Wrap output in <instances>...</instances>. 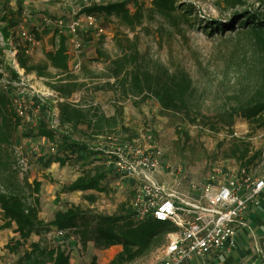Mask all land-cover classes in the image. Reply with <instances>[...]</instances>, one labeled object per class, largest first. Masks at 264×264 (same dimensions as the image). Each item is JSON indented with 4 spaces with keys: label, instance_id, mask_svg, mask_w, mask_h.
Instances as JSON below:
<instances>
[{
    "label": "rangeland",
    "instance_id": "1",
    "mask_svg": "<svg viewBox=\"0 0 264 264\" xmlns=\"http://www.w3.org/2000/svg\"><path fill=\"white\" fill-rule=\"evenodd\" d=\"M52 1L58 8L51 11H29L28 7H23L21 12L18 25L20 27L17 29L20 30L21 26L27 29L34 27L41 39L35 38L36 42L32 43L19 38L16 50L6 45L0 55V68L7 73L8 67H13V61H17L20 56L26 60L27 65L43 69L42 75L36 72L25 73L26 81L41 92L53 93L46 95V105L34 117L35 122H20L9 144H0L1 189L19 191L30 200L29 191L32 186L28 183L32 184L33 180L43 181L44 185L39 189V216L44 221L52 219L56 210L71 205L102 214L118 212L122 207L130 208L132 193L138 184L136 180L117 173L116 170L110 171L107 163L104 164L99 158L92 159L87 151L81 153L80 158L73 154V159L70 160V156H67L63 163L54 161L59 156V150H56L60 143L59 133H55L54 141L36 134L42 122L51 118L52 112L58 111L59 102L56 97H62L49 83L53 84L63 77L62 82L73 88V91L67 97H62V100L66 99L81 109L89 108L87 115L95 123L97 116L93 113L104 117L99 122L101 132L95 131L97 127L94 124L87 127L85 123L72 130L73 137L85 143L89 150L104 152L103 155L106 156L107 149L113 151L118 145H126L131 149L128 154L135 158L134 153L138 148L149 151L150 147H160L164 159L174 169L181 171L182 176L178 180L182 183L179 188L182 192L186 191L189 180H204L211 168L218 164L241 165L253 174H264V110L251 120L237 114L232 125L216 121L214 116H210L208 120L191 122L175 111L162 109L153 96L142 97L141 94L125 91L116 80L108 77L106 70L108 58L117 57L123 52L124 46L127 48L132 43L160 64H173L184 68L196 80L200 79L197 64L201 62V71L208 75L211 85L220 88L223 83L229 84L234 75L236 54H240L236 36V29L239 28L237 20L230 23L234 30H227L225 36H230L225 42L220 40L214 29L207 28L206 21L217 19L221 23H229L228 20H231L235 12L262 11L264 4H261V0H241L237 3L235 1V4L227 0H176V8L170 7L166 11H161L153 0H109L107 3L123 2L126 14L115 9L99 12L104 19L107 37L86 33L85 45L75 53L71 50L69 54L67 73H62L48 64L44 53L54 48L50 30L42 27L41 20L32 22L36 15L65 18L61 13V5H68V2ZM183 4L189 5V11L181 13ZM77 8L78 6H73V10L76 11ZM235 50L237 53H234ZM262 59L264 70V55ZM76 63H79L78 68L74 67ZM106 81L113 83L111 88L105 85ZM211 114L213 112L208 115ZM57 127L56 125L52 129ZM50 144L55 147V151L50 150ZM245 148H248V153L240 157V151ZM253 153L256 156L249 162L246 157ZM21 157L26 161L24 168L18 163ZM112 168L115 169L114 165ZM96 169L106 172L100 182V190L62 189L79 175L93 174ZM156 179L158 182H169L170 185L172 183L169 176L157 175ZM154 222L163 224L161 221ZM53 236L51 230L41 235L32 234L29 241L41 240L43 244L51 246L54 245ZM17 237L13 223L0 229V264H16L22 250L27 248L28 244H19L17 253L6 248V243L13 244ZM91 245L88 242L84 250L81 246H71L69 252H73L75 258L73 264H84L93 253L98 255V263L104 262L120 250V245L101 249ZM163 245L164 243L152 248L126 264H153L161 254Z\"/></svg>",
    "mask_w": 264,
    "mask_h": 264
},
{
    "label": "trees",
    "instance_id": "2",
    "mask_svg": "<svg viewBox=\"0 0 264 264\" xmlns=\"http://www.w3.org/2000/svg\"><path fill=\"white\" fill-rule=\"evenodd\" d=\"M227 1L235 4V1L237 3L241 0ZM153 2L159 6L161 11H166L170 7L176 8V0H153ZM261 4H264V0H261ZM182 6L184 7H182L181 13L189 11L188 4ZM111 9L126 14L123 2H110L101 5L94 3L83 7L82 11L99 13L101 11L108 12ZM20 12L19 7L16 9L7 8L0 15V21L5 22L4 25H0V33L4 39L8 38V28L17 23V16ZM234 19L237 20L239 26L236 29V36L240 54L236 50L234 51L237 53V62L233 68L232 81L229 84L223 83L220 88L209 83L208 75L201 71L203 70L201 62L197 64L200 79L196 80L184 68L173 64H160L132 43L127 48L122 45L124 50L117 57L108 58L107 75L116 80V83L125 91L141 94L142 97L153 96L162 109L175 111L191 122L208 120L210 116H214L216 121L232 125L234 116L237 114L250 120L254 119L264 110V70L261 65L262 55H264V8L262 11L235 12L232 14L231 20H228L229 23L210 19L206 21L207 28L214 29L220 40L225 42L230 36H225L227 30H234L230 25ZM226 26L229 27L226 28ZM30 30L33 31L36 39L41 38L34 27ZM52 41L54 48L46 50L44 53L47 62L62 73H67L69 53L66 37L56 29L53 31ZM1 54H3V46L0 44ZM1 62L0 57V64ZM18 62L24 68L25 73L44 74L40 67L27 65L22 56L19 57ZM8 71L9 73L0 68V144H9L12 134L22 122L16 116L11 105L12 89L3 85L4 83L1 81L4 75L9 80L18 76L12 66L8 67ZM63 78L57 79L53 84L49 83V86L55 89L60 96L67 97L73 88L63 83ZM112 84L109 81L105 82L108 88H111ZM88 111L89 108L81 109L80 106L64 99L58 103V127L56 129L49 127L50 118L39 126L36 134L44 135L52 141H54L56 132L60 135L59 147L58 149L56 147V150H59V156L55 157L54 161L63 163L67 156H70L68 157L70 160L73 159V154L80 158L81 153L87 151L89 157L99 158L105 164L107 158L103 155L104 152L89 150L85 143L73 137L72 130H75L79 124L85 123L87 127L94 124L97 127L96 132L102 131L99 122L104 118L103 115L93 113L97 116L95 123L92 117L87 115ZM210 112L213 114L208 115ZM247 153L248 148L241 150L240 157L246 156ZM254 156L256 153L247 155L246 158L250 162ZM107 168L110 171L115 170L111 165H108ZM105 174L106 172L100 169H96L93 174L83 173L69 185L63 186L62 189L64 191L100 190L99 185ZM40 184L39 180H33L32 184L28 183L29 186H32L29 191L30 200H27L19 191L1 189L0 184V218L2 220L0 229L7 228L13 223L14 233L18 236L13 244L6 243V248L17 253L19 244H28L27 248L22 250L16 264H73L70 261L71 246L73 245L74 248L76 245L81 246L84 250L88 242H91L96 249L120 245V250L104 264H126L144 255L152 248L165 243L166 233L174 230L165 222L158 225L151 218L137 219L131 204L130 208L122 207V210L112 214L94 213L90 209L85 210L77 205H71L65 209L56 210L52 219L44 221L39 216ZM90 200H92L91 197ZM54 228L69 231L74 235L75 241L55 235L53 236L54 245L51 246L43 244L41 240L29 241L32 234L41 235L43 232L53 231ZM84 264L100 263L97 262V256L92 254Z\"/></svg>",
    "mask_w": 264,
    "mask_h": 264
},
{
    "label": "built area",
    "instance_id": "3",
    "mask_svg": "<svg viewBox=\"0 0 264 264\" xmlns=\"http://www.w3.org/2000/svg\"><path fill=\"white\" fill-rule=\"evenodd\" d=\"M98 1L78 0V8L68 19L44 17V24L63 28L67 43L75 53L85 45L83 32L107 37L103 17L97 12L82 11L83 7ZM18 35L25 42H36L33 31L27 27L22 26ZM0 44H5L1 33ZM13 62L18 76L9 80L4 75L1 81L12 89L10 101L16 116L23 122L33 123L36 121L34 117L46 105V95L53 93L35 88L26 81L24 68L18 61ZM78 66L79 63L74 65L75 68ZM56 101H62V97H56ZM57 124L58 111H54L49 127L54 128ZM116 147L113 151L107 149L105 163L114 165L117 172L138 182L130 201L135 217L162 221L174 228L166 233L162 252L153 264H195L196 259H201V264H220L219 260L211 258L212 254L221 249L231 251L235 247L238 229H250L246 212L250 205L260 201L264 174H253L241 165L218 164L211 168L204 180H189L186 191L182 192L179 191L182 183L178 180L182 176L181 171L164 159L160 147H150L149 151L138 148L135 158L128 154L131 149L126 145ZM50 150L55 151L52 144ZM18 163L21 168L26 165L22 157ZM157 175L169 176L171 185L169 182H158ZM53 234L75 241L74 235L64 229L54 228Z\"/></svg>",
    "mask_w": 264,
    "mask_h": 264
},
{
    "label": "crops",
    "instance_id": "4",
    "mask_svg": "<svg viewBox=\"0 0 264 264\" xmlns=\"http://www.w3.org/2000/svg\"><path fill=\"white\" fill-rule=\"evenodd\" d=\"M108 1L109 0H106L104 2L103 0H99L98 3L96 4L97 5L106 4ZM66 2H68V5L67 4L61 5L62 7L61 13L64 14L65 16V18L61 17L63 19H68L72 15V12L74 11L73 6L75 5L78 6L79 4L78 0H66ZM4 7H6V9L7 8L16 9V7H19L21 12L23 10V7L24 8L28 7L29 11L31 9L36 11H41L42 9L51 11L53 10V8H58L56 5H54V2L52 0H0V12H1L0 15L6 10L4 9ZM21 12L17 16V23L8 28L9 35L8 38L4 39V43H5L3 45L4 47L8 45L14 50H16L17 48V44H18L17 41L19 39V36L17 34V30L19 29H17V27L20 24L19 21L21 18ZM44 17L46 16L45 15L33 16L32 22L35 23L41 20L40 23L42 27H45V29H49L50 30L49 35L51 36L53 35V31L56 29L59 31V33L64 34L66 37L68 53L70 54L72 49L67 43V36L65 30H63V28H57V27L45 25ZM4 23L5 22L0 21V25H4ZM86 33H91V32H87V31L85 33L83 32L84 37H86L85 36ZM43 185L44 182L42 181L40 187H43ZM41 192L42 190H40V194ZM259 199H260L259 203L250 205V207L247 209L246 212V219L250 226V229L248 228L238 229L236 234L235 247L231 251L222 250V249L218 250L217 253H214L211 256L213 260H219L220 264H263L264 263V190L260 194ZM72 253L73 252H71L70 254V261L73 263L75 258ZM96 256H97V260H99L98 255ZM109 259H111V257ZM109 259L99 263L104 264ZM201 261H202L201 259H196L195 264H201Z\"/></svg>",
    "mask_w": 264,
    "mask_h": 264
}]
</instances>
